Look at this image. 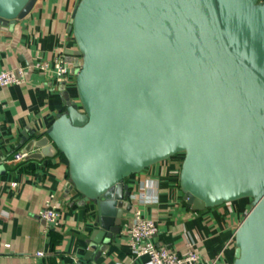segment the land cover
<instances>
[{"label":"water","instance_id":"obj_1","mask_svg":"<svg viewBox=\"0 0 264 264\" xmlns=\"http://www.w3.org/2000/svg\"><path fill=\"white\" fill-rule=\"evenodd\" d=\"M36 1L0 0V23ZM68 32L76 99L63 92L42 154L54 147L97 207L94 259L133 207L128 178L180 154L192 210L250 201L232 264H264V0H79Z\"/></svg>","mask_w":264,"mask_h":264},{"label":"crops","instance_id":"obj_2","mask_svg":"<svg viewBox=\"0 0 264 264\" xmlns=\"http://www.w3.org/2000/svg\"><path fill=\"white\" fill-rule=\"evenodd\" d=\"M79 0H37L31 11L13 24L0 23V70L47 63L51 71L28 69L23 85L0 86V264H130L128 236L132 213L124 215L120 234L103 255L87 249L96 228L97 207L83 202L70 186L67 163L50 145L45 130L65 110L63 92L76 99L74 76L80 59L68 26ZM63 57L68 74L53 72ZM40 154L15 162L16 152ZM182 155L152 165L128 178L131 194L147 189L157 201L141 207L155 222L156 246L184 254L195 251L200 259L188 264H232L233 234L248 211L247 199L192 210L183 199L178 176ZM53 195L58 214L49 224L39 216L44 201ZM37 252L46 256L39 257ZM91 258L84 262L83 259ZM145 257L136 264H145Z\"/></svg>","mask_w":264,"mask_h":264},{"label":"built area","instance_id":"obj_3","mask_svg":"<svg viewBox=\"0 0 264 264\" xmlns=\"http://www.w3.org/2000/svg\"><path fill=\"white\" fill-rule=\"evenodd\" d=\"M28 69L39 72L51 71L47 63H33L29 66H18L7 70H0V86L25 84ZM53 72L59 79H64L67 76L68 65L63 57H59L56 60ZM28 155V152H16L13 155V160L15 162H22ZM53 199L54 196L49 195L39 212V216L49 224L56 223L58 217ZM132 200L137 208L132 213V224L128 236L129 254L132 259L130 264H136V260L140 257L146 258L145 264H188L199 261V255L193 250L179 254L164 246H156L152 241L156 225L152 219L142 215L141 207L157 201V194L155 192L141 189L135 195L131 194V202ZM37 256L44 257L46 255L43 252H37Z\"/></svg>","mask_w":264,"mask_h":264},{"label":"rangeland","instance_id":"obj_4","mask_svg":"<svg viewBox=\"0 0 264 264\" xmlns=\"http://www.w3.org/2000/svg\"><path fill=\"white\" fill-rule=\"evenodd\" d=\"M245 202H249V200L247 199ZM250 208V204L247 205V209Z\"/></svg>","mask_w":264,"mask_h":264}]
</instances>
